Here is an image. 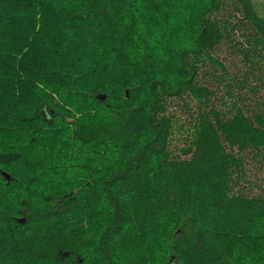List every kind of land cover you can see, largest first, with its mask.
<instances>
[{"label": "trees", "instance_id": "trees-1", "mask_svg": "<svg viewBox=\"0 0 264 264\" xmlns=\"http://www.w3.org/2000/svg\"><path fill=\"white\" fill-rule=\"evenodd\" d=\"M263 5L0 0V264H264Z\"/></svg>", "mask_w": 264, "mask_h": 264}, {"label": "rangeland", "instance_id": "rangeland-1", "mask_svg": "<svg viewBox=\"0 0 264 264\" xmlns=\"http://www.w3.org/2000/svg\"><path fill=\"white\" fill-rule=\"evenodd\" d=\"M223 57L228 59L229 61H232L233 54L229 49H226L223 52ZM261 162L256 161L254 159L252 160L250 159L249 162L247 163L248 177L252 181L261 182L264 179V169L263 167H261L262 166Z\"/></svg>", "mask_w": 264, "mask_h": 264}, {"label": "water", "instance_id": "water-1", "mask_svg": "<svg viewBox=\"0 0 264 264\" xmlns=\"http://www.w3.org/2000/svg\"><path fill=\"white\" fill-rule=\"evenodd\" d=\"M100 99H104V97H100ZM6 178L9 179V175L7 173H4Z\"/></svg>", "mask_w": 264, "mask_h": 264}, {"label": "bare ground", "instance_id": "bare-ground-1", "mask_svg": "<svg viewBox=\"0 0 264 264\" xmlns=\"http://www.w3.org/2000/svg\"><path fill=\"white\" fill-rule=\"evenodd\" d=\"M9 180V179H8ZM20 222V221H19Z\"/></svg>", "mask_w": 264, "mask_h": 264}]
</instances>
